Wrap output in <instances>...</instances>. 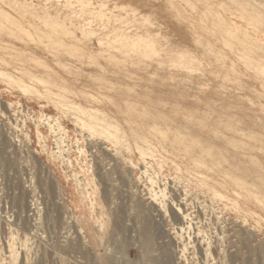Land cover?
<instances>
[{
  "label": "rangeland",
  "instance_id": "rangeland-1",
  "mask_svg": "<svg viewBox=\"0 0 264 264\" xmlns=\"http://www.w3.org/2000/svg\"><path fill=\"white\" fill-rule=\"evenodd\" d=\"M0 11L29 34L0 29V68L38 90L0 78V264H264V204L209 157L190 172L159 132L146 144L123 121L136 116L125 100L169 121L189 108L221 156L250 155L238 173L263 192L264 0H0ZM75 101L133 138L119 147L82 127ZM228 127L245 144L227 148Z\"/></svg>",
  "mask_w": 264,
  "mask_h": 264
},
{
  "label": "bare ground",
  "instance_id": "bare-ground-1",
  "mask_svg": "<svg viewBox=\"0 0 264 264\" xmlns=\"http://www.w3.org/2000/svg\"><path fill=\"white\" fill-rule=\"evenodd\" d=\"M216 3V2H215ZM219 3H217V6H220L218 5ZM221 7V6H220ZM222 8V7H221ZM226 8V6H225ZM239 11V10H238ZM233 12V11H232ZM230 13H231V10H230ZM234 13V12H233ZM232 14V13H231ZM232 16H234L232 14ZM238 17V16H237ZM236 17V18H237ZM241 17V16H240ZM232 18V17H231ZM236 20V19H235ZM228 22V21H227ZM232 22V21H231ZM248 22V21H247ZM251 24V23H249ZM232 25V23H231ZM238 25V24H237ZM250 26H253V24H251ZM247 27V26H246ZM245 27V29H247ZM23 25H20L18 23V21L16 19H14L12 16H10L9 14L7 13H4V12H1L0 11V29L2 32H8L7 29H10V30H13L15 32H19L22 37H29V34H27L26 31H24L23 29ZM255 28V27H254ZM253 28H251L252 30ZM240 30V29H239ZM254 31V30H253ZM257 31V30H256ZM10 34H11V31H9ZM8 32V34H9ZM232 33V31H230ZM244 32V30H243ZM264 32V31H263ZM247 33V32H245ZM233 35V33L231 34ZM254 35V34H253ZM259 36V33L257 34ZM20 40H21V37H18ZM260 39V38H259ZM262 40V38H261ZM3 48H6L7 46H2ZM8 48V47H7ZM9 49V48H8ZM12 49V48H11ZM2 50V49H1ZM14 52H15V48H13ZM7 52V51H5ZM8 52L10 53V51L8 50ZM8 53V54H9ZM13 53V51L11 52ZM16 53V52H15ZM19 55L23 56L25 54H21L20 52H18ZM12 55V54H11ZM17 55V54H16ZM20 57V56H19ZM33 57V56H32ZM21 58V57H20ZM28 58V57H27ZM36 58V57H35ZM30 60H32L31 58H28ZM3 60V59H2ZM38 60V61H37ZM37 60H34L33 62H41L39 61L40 58H37ZM5 61V60H3ZM44 61V60H43ZM8 62V61H7ZM37 63V65H38ZM44 63V62H43ZM42 65V63H40ZM63 65V63H61ZM45 63L42 65L44 66ZM64 65H66L64 63ZM47 66V65H46ZM49 66V65H48ZM47 66V67H48ZM11 68V67H10ZM15 67L12 68V70H16L14 69ZM50 69V68H49ZM19 70V69H18ZM16 70V71H18ZM21 70V69H20ZM19 70V71H20ZM24 70V68L22 69ZM18 71V74L21 75V73L31 77L33 80L36 79L38 82H45V78L43 76H37L35 74H31L30 72L28 71H25V72H21L19 73ZM15 74V73H14ZM17 75V74H16ZM19 76V75H17ZM23 76V75H22ZM28 77V78H29ZM43 77V78H42ZM0 78L7 81L8 83H10L11 85H14L16 87H19L20 89H22V91L24 90V92L28 93V92H37V88L34 87L35 85L31 86V84H27L26 82H24L23 79L20 78H16L11 72L9 73L8 70L6 69H3V68H0ZM30 78V79H31ZM32 80V81H33ZM50 80V79H49ZM48 83L49 81L46 80ZM34 82V81H33ZM51 82V80H50ZM46 83V82H45ZM54 83V82H52ZM47 84V83H46ZM121 84V83H120ZM123 84V83H122ZM48 90V89H47ZM72 89H70L71 91ZM76 91H78L77 89H75ZM69 92V90H68ZM65 93H59V96L61 97H65L66 99V96L64 95ZM70 94V92L68 93ZM85 94V92H84ZM87 97H91L90 95L85 94ZM70 98V97H69ZM68 98V99H69ZM95 100L98 99L97 97H94ZM109 98V97H108ZM72 99V98H71ZM70 99V102L66 99V104L68 103H73V100ZM110 99V98H109ZM153 100H151L152 102ZM158 101V100H157ZM132 102H135V101H130V100H125V103L127 104V109H128V112H135L136 116H131V115H128V116H125L124 117V120L127 127L129 129H131L132 131H135V133L133 134V136H135V140L136 139H139V140H142L144 142H146V144H151V141L152 139H154L153 137L154 136H157L156 133L159 132L160 133V137L161 139H163V141H161L160 139V146L162 147L163 150H168V146L167 144L169 142L167 141H170V145H171V149L174 151V152H177L176 155H179L180 157H183L186 159L187 161V164H186V167H187V170L190 171V172H193V171H196L198 173H203V171L200 169H209V168H212V167H208V163L206 162L207 158L209 157L212 161V164L215 166V164H218V171L220 172H228V174L231 175V177L234 179L235 183L237 185H240V187H242L248 194L251 193L255 198H256V201L258 203H261V204H264V191L263 192H260V191H257V190H253L250 185L252 183L249 182V180L245 179L241 173L239 174L238 172L239 171H242L243 172H247L249 170V166L251 165L249 164L247 160H245L246 157L250 156L247 154V156L241 154V153H238V152H232V154L230 155V158L228 159L225 155L221 156V152L218 151L217 149L219 148V142H215L213 141V139H211L212 141H209L207 140L206 138L208 136H206L205 134L203 135H200L199 133H195V130L194 128H192L190 125H189V121H192V123L194 122L195 124V120H194V117L192 118V113H190V109L187 108V107H180V108H176L174 106L171 107V113L174 114V120H167L165 119V117L163 115L166 116V114L168 113H165V112H161V110L157 111V112H153V111H150L149 107L144 105V104H138L136 105L135 103H131ZM251 102V101H250ZM60 103V100L59 102ZM65 103V102H64ZM63 104V103H62ZM64 105L65 107H68L70 105ZM74 104V103H73ZM71 105L72 108L74 105ZM75 107L77 108L78 111H80L81 113H86L88 115L87 118H82L81 115L80 116H74L73 118L75 117H78V121L76 120L75 122L80 124L82 127H87L89 130H91L92 132H97V133H100V134H104L106 135V137L112 141L116 146H118L119 144V147H120V144L123 146L122 142L124 140H127L125 138L131 136L129 134V136L127 135L126 133V129L124 126L122 125H118V123H116L113 119V121L110 119V117H108L109 115H106L104 113V110H100L99 108L97 107H94L92 105H79L78 103H76L75 101ZM153 103H151L152 105ZM77 111V113H78ZM76 113V114H77ZM129 114V113H128ZM79 115V114H77ZM136 117H140V120L138 122L137 118ZM180 117L182 119H185L187 120V122H182V120H179ZM197 117V116H196ZM149 119H153L154 122L152 123V125L148 124L147 121ZM158 119H162L161 121H163L165 127H160V125L156 122ZM178 119V120H177ZM121 120V119H120ZM156 120V121H155ZM150 121V120H149ZM179 121V122H178ZM200 121V122H199ZM197 122H199L197 125L200 126L199 129L200 130H203V133H208L209 131L216 133L217 130H215L214 128L212 127H209L206 123H203L201 122V120H199ZM205 122V121H204ZM57 123V122H56ZM190 123V124H192ZM51 125V124H50ZM194 126V125H193ZM52 128V126H50ZM60 130H65L61 125L57 126ZM196 127V126H195ZM198 128V127H197ZM229 128V127H228ZM53 129V128H52ZM144 130L142 132V130ZM231 131H230V134L226 133V132H222V131H219L220 134H223L221 135L222 138L226 141H228L229 143H231L230 145L231 146H227L228 147H232L234 149V147L232 146L233 144L236 146L241 143L245 144L243 138L245 135V132L243 128H240V136H243V138H241V140H238L237 139V136L234 135V133H236L238 130L234 127L232 128H229ZM198 131V129H196ZM219 130V129H218ZM90 131V133L92 134V132ZM151 133L153 134L154 136H151V137H147V133ZM158 133V134H159ZM217 134V133H216ZM243 134V135H241ZM93 135V134H92ZM208 135V134H207ZM212 135H214L212 133ZM219 136V133L217 134ZM216 135V136H217ZM216 136H214L216 138ZM217 136V137H218ZM132 137V136H131ZM133 138V137H132ZM209 138V137H208ZM214 138V139H215ZM219 138V137H218ZM239 138V137H238ZM220 139V138H219ZM223 139H222V143L223 144H228V143H225L223 142ZM158 140V139H157ZM167 140V141H165ZM128 141V140H127ZM165 141V142H164ZM239 141V143H238ZM143 142V143H144ZM124 143V142H123ZM137 143V141L135 142V144ZM138 144V143H137ZM136 144V145H137ZM115 146V147H116ZM121 146V148H122ZM138 149L140 150L141 154L142 155H146L147 152H150L148 150H151L149 147L145 148L144 146H141V144L139 145L138 144ZM221 147V146H220ZM225 147V146H224ZM223 148V147H221ZM225 149V148H224ZM147 150V152H146ZM230 150V149H229ZM228 150V151H229ZM232 150V149H231ZM230 150V152H231ZM152 151V150H151ZM227 151V149H226ZM233 151V150H232ZM119 152V151H118ZM229 152V153H230ZM228 153V152H227ZM175 154V153H174ZM175 155V156H176ZM179 157V158H180ZM250 158V157H249ZM174 162V161H173ZM175 163V162H174ZM254 163V162H253ZM257 163V162H256ZM249 164V166H248ZM233 167L234 169L232 171H227V169H229L228 167ZM253 166V165H252ZM199 169H198V168ZM214 168V167H213ZM258 168V167H257ZM212 170V169H210ZM253 170V169H251ZM189 172V173H190ZM260 172V171H259ZM146 173V172H145ZM216 173V172H215ZM228 174L226 175V177L228 176ZM256 174V173H255ZM261 176V174L259 175ZM229 177V178H231ZM263 177V176H262ZM208 178V177H206ZM206 178L203 177V180L201 182H206L210 188H211V184L208 183L206 180ZM211 177H209L208 179H210ZM231 178V180H232ZM264 178V177H263ZM152 181V180H151ZM215 181V180H214ZM252 182V181H251ZM253 186V185H252ZM254 187H257V186H254ZM151 188V187H150ZM215 189V188H214ZM151 190V189H150ZM152 191V190H151ZM154 191V190H153ZM153 191L150 193V194H153ZM211 191V190H210ZM216 191V190H215ZM157 192V191H155ZM154 192V193H155ZM213 192V191H212ZM217 192V191H216ZM239 193V192H238ZM157 194V193H156ZM214 194V193H213ZM220 194V193H219ZM215 195V194H214ZM221 195V194H220ZM183 205V204H182ZM162 209V208H161ZM160 209V210H161ZM179 210V208H178ZM182 213V212H181ZM186 216H183L182 218L185 219ZM10 249V254L11 256H15V250L13 248V246L11 245L10 247H8ZM5 259V258H4ZM3 259V260H4ZM13 263V262H12Z\"/></svg>",
  "mask_w": 264,
  "mask_h": 264
}]
</instances>
